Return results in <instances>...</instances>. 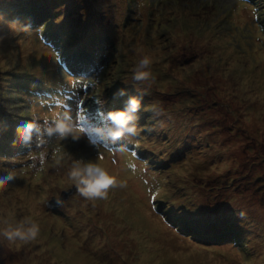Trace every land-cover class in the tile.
Wrapping results in <instances>:
<instances>
[{
    "label": "rangeland",
    "instance_id": "rangeland-1",
    "mask_svg": "<svg viewBox=\"0 0 264 264\" xmlns=\"http://www.w3.org/2000/svg\"><path fill=\"white\" fill-rule=\"evenodd\" d=\"M4 3L37 5L33 13L45 15L36 28L0 15V60H7L0 86L13 70L9 52L20 57L17 50L24 49L31 72L50 70L51 87L49 96L33 100L6 86L0 131L19 143L18 125L42 124L56 113L86 131L78 140L52 137L39 147L24 146L10 166L0 160V174L16 173L0 189V220L31 218L41 229L33 242H0V264H264V0H0V10ZM65 18L79 27L63 59L68 71L42 41L46 30L58 48L52 32ZM145 55L155 77L148 84L133 80ZM66 84L71 88L59 92ZM118 89L126 95H115ZM58 94L68 95L65 103L54 100ZM129 96L141 98L137 134L113 144L95 128ZM170 113L191 122L179 149L171 142L174 129L158 121ZM172 151L178 158L161 168L160 152ZM75 160L98 162L126 186L95 202L75 187L61 207L48 209L46 201L74 186L67 173ZM157 183L166 190L193 184L201 194L189 201L186 189L184 201L204 220L194 221L184 206L177 210L176 193H154ZM176 212L183 229L170 224ZM187 220L202 227L201 234L190 231L195 241L182 232L192 228ZM207 230L229 231L219 242L220 235L204 236Z\"/></svg>",
    "mask_w": 264,
    "mask_h": 264
},
{
    "label": "clouds",
    "instance_id": "clouds-1",
    "mask_svg": "<svg viewBox=\"0 0 264 264\" xmlns=\"http://www.w3.org/2000/svg\"><path fill=\"white\" fill-rule=\"evenodd\" d=\"M151 63L149 56H143L135 66L133 80L145 84L154 81L155 77L149 70ZM115 95L123 96L126 93L123 89H118ZM97 103H100V101H97ZM140 110L141 98L129 96L125 101V106L122 109L108 112L106 116L107 123L97 126L95 131L113 144H116L122 138L130 139L137 134V114ZM85 131L83 127L74 124L67 114L61 116L60 113H56L51 121L45 118L42 124L30 121L18 125L16 136L22 145L31 149L34 145L37 147L44 145L52 137L64 139L71 136L73 140H78L81 133ZM16 143L17 141L14 139L13 146ZM124 149V145H119L117 148L120 151ZM100 159L102 160L103 157L101 156ZM59 162L60 158L58 157L57 163ZM41 163H43V154H41ZM67 175L76 187V192L86 200L93 202L107 199L108 192L112 188L126 186L98 162L90 160L73 161ZM15 179L16 173L14 171L0 174V189ZM40 231L39 223L31 218H24L15 223L9 220H0V242L7 241L10 244L16 241L33 242L40 236Z\"/></svg>",
    "mask_w": 264,
    "mask_h": 264
},
{
    "label": "trees",
    "instance_id": "trees-1",
    "mask_svg": "<svg viewBox=\"0 0 264 264\" xmlns=\"http://www.w3.org/2000/svg\"><path fill=\"white\" fill-rule=\"evenodd\" d=\"M36 6L37 5H30V8H28L29 6H26L25 8H22V7H24L23 4H19V5L16 6L15 4L4 3V5H2V8L0 10V15H3V16L5 15L7 19H10L11 17L16 16L17 21L18 20H24L23 22L26 23L27 25H29L30 27L36 28L37 27V21H40L41 18H43L44 15H45V14L37 15L38 13H36V12L33 13L34 12L33 10L36 9L35 8ZM154 6L155 7H160L161 3H156V5H154ZM20 9H24V10L22 11ZM35 14H36V16H34ZM156 16H157V19H156L155 23L158 24V22L161 21L160 19H158L160 15L157 13ZM181 17L179 19H181ZM55 21H56V23H58L59 20L56 19ZM67 21L68 20L65 18L64 19V23H62L60 25L59 32H57V31H53L52 32L54 35H56L59 38V40L61 42L60 45L58 46V48L57 47H53L50 44V42L47 40V37H48L47 34L49 33L48 31L45 30V34H43L44 36L42 38V41H44V39H45V43L43 42L44 45H46L52 51L54 56L57 59H59L60 67L64 71H66V70L68 71L69 70V66L67 67V64H66L65 60H63L67 55H69L71 53L70 52V48L68 50L67 46L71 42L72 38H78L77 29H79V27H77V23L76 22L70 23L68 21V24H66ZM169 22H172V21L169 20ZM52 29H54V28H50V30H52ZM5 30H6V28H3V30L1 31V34H3V32ZM84 33H86L85 29L80 34L81 37L79 36L81 39L82 38L85 39ZM59 35H60V37H59ZM81 49H82L81 47L79 49H76V52L78 53L79 50H81ZM23 50L24 49H18L17 50V52L21 53L20 57H17L14 54L9 52V54L11 55V60H12L11 66L13 68V70H12L13 73L11 72V73H9V74H7V75H5L3 77V79H2L3 84L0 86V94H3L6 97V94H7L6 86H10L18 94V97H24V98H27V99L36 100V96L37 95H47V96H49L48 89L51 87V85H49L48 81L50 82L51 78L49 79L50 73H48L47 71H50V70H45L44 71L42 69V72L41 73L39 72V74L31 72L30 66H28V63H27L28 57L26 59L23 58ZM3 60L7 61L4 58L1 59L0 60V65H2ZM64 63H65V65H64ZM82 64H84V62ZM0 71H2V69ZM152 71H155V70H152ZM157 72H161V71H157ZM156 74H159V73H156ZM67 86L69 88H71L70 87L71 84H66V85H64L61 88L62 91H59V92L67 91V89H66ZM18 88H20V89H18ZM41 89H43L44 91H40ZM58 96L59 97L55 98L54 100L55 101L60 100L61 103H65L64 100H65V98L68 95H61V94L59 95L58 94ZM151 105L153 106V105H155V103L154 104L151 103ZM151 105L148 104V108ZM196 107H198V106H196ZM176 108H178V110L180 112H182L180 106L177 107V105H176ZM84 109H87V108H84ZM100 110H102V109H100ZM102 112H103V110H102ZM30 113H33V111L30 112ZM105 115L107 116V112L105 113ZM159 117H160V119H158V121H159V123L161 125L169 124L170 127L174 129V131L172 132L171 142L173 141L175 146L179 149L181 143L187 141L186 137H187V135L189 133L188 129L191 128L190 120H187L186 117H182V116H180L178 114H171V113L170 114H163V115L159 114ZM86 125H88V124H85V126ZM194 126H195V123H194ZM171 128H169V129H171ZM141 132H143V131H141ZM4 133L5 132L3 130L0 131V160L4 164L10 166V164L13 162V159H14L13 157L16 158L18 156V155L16 156L15 154H19V158H20L21 151H23L24 145H22L19 142V143H16L15 146H13V138L12 137H6ZM138 134H139V132H138ZM142 135H143V133H142ZM166 137H171V136L170 135H166ZM136 139H138V138H136ZM127 142H129V141L127 140ZM136 142H139V140H136ZM132 144L133 143L130 142L129 146H132ZM194 147H195V145H194ZM56 149H54V152H53L54 154L59 153V151H56ZM132 150L136 151L135 149H132ZM139 150L140 151L135 152L136 156L138 155V152H139V155L142 154L141 148ZM48 155H50V153H48ZM59 156H60V158H63V156L62 157H61V155H59ZM175 158L177 159L178 157L176 156V154L173 151L169 152V153H162V154L160 152L159 161L164 164L163 166H160V167L164 168L165 165H168V163L171 160L175 159ZM63 160L70 162V160H66V159H63ZM70 167H71V165H70ZM43 169H45L44 165H43ZM34 172H36V171H32V172H29V173H34ZM185 175H188V174H182L180 176H185ZM196 179H198V178L196 177ZM190 183H193V182H190ZM190 183L181 184V185H179L180 187H175L173 189H167V190L164 187L161 186L162 183H157L155 185V188H154L155 189L154 193H156V194L158 193L162 197L168 196L170 193H176L175 194L176 196H175V199H174L173 202L176 205L177 210L181 206H184L188 211L190 210V212L193 213V214H191V213H189V214L193 215L192 219L194 221H202L204 219L198 216V212L195 211V210L190 209V206L186 205V203L184 201V200L188 199L187 197L184 198L185 197L184 195L186 193V189H189L190 191H192V195L189 196V199H188L189 201H193V197H194L193 194H195L196 196L201 194L198 190H195L196 187H193V184H190ZM161 189H163L165 192L161 191ZM157 190H158V192H157ZM176 213H177L178 217L173 222H170V224L175 226L176 229H183L182 228L183 225H181V224L185 220H183L184 218L182 217L180 212H176ZM180 222H182V223L180 225H178ZM186 222L191 226V224L189 223L190 221L187 220ZM191 227L192 228H184V230H182V232H184L187 235H190V233H192L191 234L192 237L189 236L188 238L187 237L186 238L187 239L193 238V240L195 241V239H198V238H197L196 235L195 236L193 235L194 234L193 232H190V231L192 229L198 231L197 229L199 227L198 226H196V228L193 227V226H191ZM201 229H202V227L198 231V232H200V234H201ZM226 231H229V230H226ZM226 231L221 230L219 232V231H214V230H212V231L211 230L210 231L207 230V234L204 235V236H210L212 238H217V236L220 235V238L217 239V241L220 242V240L225 237L224 235H225ZM221 234H222V236H221Z\"/></svg>",
    "mask_w": 264,
    "mask_h": 264
},
{
    "label": "water",
    "instance_id": "water-1",
    "mask_svg": "<svg viewBox=\"0 0 264 264\" xmlns=\"http://www.w3.org/2000/svg\"><path fill=\"white\" fill-rule=\"evenodd\" d=\"M74 191L75 186L61 190L59 195H53L50 200L46 201L47 208L51 210H57L67 199H69Z\"/></svg>",
    "mask_w": 264,
    "mask_h": 264
},
{
    "label": "snow or ice",
    "instance_id": "snow-or-ice-1",
    "mask_svg": "<svg viewBox=\"0 0 264 264\" xmlns=\"http://www.w3.org/2000/svg\"><path fill=\"white\" fill-rule=\"evenodd\" d=\"M80 103L82 104L83 102L81 101ZM83 119H84V117H83V116H81V117H80V120H83Z\"/></svg>",
    "mask_w": 264,
    "mask_h": 264
}]
</instances>
